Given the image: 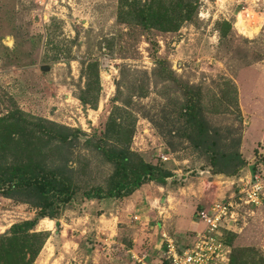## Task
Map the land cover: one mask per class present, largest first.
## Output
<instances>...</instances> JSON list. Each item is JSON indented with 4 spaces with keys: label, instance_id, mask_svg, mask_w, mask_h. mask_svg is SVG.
<instances>
[{
    "label": "rangeland",
    "instance_id": "1",
    "mask_svg": "<svg viewBox=\"0 0 264 264\" xmlns=\"http://www.w3.org/2000/svg\"><path fill=\"white\" fill-rule=\"evenodd\" d=\"M119 6V0H0V120L20 110L30 122L48 120L93 135L102 130L111 112L121 66L127 64L150 73L155 67L156 50L181 78L203 88L212 124L241 138L246 171L252 167L253 174H264L260 156H264V0H198L195 17L171 33L144 31L124 23L127 19L120 22ZM245 11L252 15L250 22H255L252 36L238 27L240 14ZM219 22L231 23V33L224 41ZM98 75L100 90L93 97L98 104L95 108L85 105L80 97L88 82L96 81ZM223 78L237 87L239 110L231 107L221 111L218 106L214 96L220 95L217 84L224 83ZM159 91L160 87L152 86L141 104L160 109L165 101ZM135 115L132 149L173 172L175 177L166 186H170L174 198L185 202L184 217L195 218L193 229H202L196 217L198 208L227 199L236 186L221 196L225 184L218 177L225 175H213L205 158L185 141L172 152L153 124L137 110ZM75 155L80 160L74 167L80 171L82 192L59 219H39L38 211L31 206L0 195V236L9 235L15 224L38 218L35 231L49 234L46 242L45 235L40 239L42 251L32 264H142L129 252L135 238L142 242L139 257L153 248L156 258L152 255L145 263L160 259L158 253L165 247L161 232H154L157 222H166L158 215H149L144 229L140 231L139 225L134 236L129 218L119 221L112 217L122 207L115 199H108L113 202L103 207L83 196L93 187L106 185L111 165L84 147L76 148ZM86 159L88 169L83 166ZM244 169L239 174L247 177ZM155 185L143 191L145 199L157 194ZM199 195L206 201H198ZM252 209L244 215L243 231L230 240L234 238L233 246L244 250L241 257L245 264H264V200ZM173 230L166 234L173 237ZM192 230L174 237L182 245L189 244ZM153 237L158 240L152 244Z\"/></svg>",
    "mask_w": 264,
    "mask_h": 264
},
{
    "label": "trees",
    "instance_id": "2",
    "mask_svg": "<svg viewBox=\"0 0 264 264\" xmlns=\"http://www.w3.org/2000/svg\"><path fill=\"white\" fill-rule=\"evenodd\" d=\"M119 1L120 22L127 19L124 23L144 31L171 33L178 32L184 23L195 17L198 0ZM217 26L224 41L231 33V23L219 22ZM153 55L155 67L150 73L132 69L127 64L121 66L120 78L115 81L117 96L112 99L111 112L102 130L93 135L48 120L30 122L20 110L2 118L0 195L31 206L38 211L39 219H59L63 210L82 192L78 181L80 171L74 167L80 162L75 149L81 147L101 156L112 167L106 185L83 193L86 200H124L147 184L166 186L168 180L175 177L173 172L145 160L132 149L137 125L135 110L153 124L172 152L177 151L178 143L187 142L205 158L213 175L233 177L246 168L248 164L240 150L241 138L232 137L231 130L224 132L212 124L203 88L181 78L169 60L158 57L156 50ZM98 79L99 75L96 81H89L80 97L85 105L91 104L95 108L98 104L97 99L93 102V97L100 90ZM223 82L217 84L220 95L214 96L218 106L221 111L231 107L239 110L237 87L227 78H223ZM152 86L161 88L159 92L165 101L157 110L140 102L148 96ZM260 156L263 161L264 156ZM85 161L83 166L88 169L89 160ZM198 209L201 211L204 207ZM38 218L15 224L9 235L0 236V264H32L40 255L43 247L40 239L43 240L45 235L46 242L49 233L35 231ZM56 226L60 227V224ZM234 236L236 234L232 233L229 236V244L233 247L231 264H245L241 257L244 250L233 246L234 238L230 240Z\"/></svg>",
    "mask_w": 264,
    "mask_h": 264
},
{
    "label": "built area",
    "instance_id": "3",
    "mask_svg": "<svg viewBox=\"0 0 264 264\" xmlns=\"http://www.w3.org/2000/svg\"><path fill=\"white\" fill-rule=\"evenodd\" d=\"M162 158L168 160L166 156ZM235 186V192L227 199L213 202L197 212V220L203 227L192 232L189 244L182 245L163 234L166 250L162 264H231L233 247L229 236L241 233L246 225L245 213L263 204L264 174L241 177Z\"/></svg>",
    "mask_w": 264,
    "mask_h": 264
},
{
    "label": "crops",
    "instance_id": "4",
    "mask_svg": "<svg viewBox=\"0 0 264 264\" xmlns=\"http://www.w3.org/2000/svg\"><path fill=\"white\" fill-rule=\"evenodd\" d=\"M247 170L248 171H246V168L244 169V171H245L244 175H246L247 177H251L252 176L251 174H253L252 167L250 169L247 168ZM241 177H243V175L241 176L240 174H238L237 176H233V177L219 176L218 178H221L223 180L220 183L222 185L225 184V190L221 193V196H222V194L224 195V193L226 194V192H230L232 190V185L235 186V184H237L238 180ZM154 184L155 183H151L150 185L147 184L141 190L137 191L133 196H131L129 198H126L124 200H115V202H118L120 204L119 206H122V207H118V209L116 210V213H114L113 215L110 214V216L111 215H112V217L116 216L115 218H118L119 221L129 218L130 222H129L128 226L130 227L131 230L133 229L132 234L135 236V234L137 233V230L135 231L134 229L137 228L139 230V228H140L139 225H140L142 228V229H140V231H141L144 229L143 227L146 226L147 221L145 218H149L150 217L149 215H151V217H153L154 215H156V216L158 215L159 220H162L166 223H165V225H163L160 223V221L157 222L154 234L157 235L158 233L161 232L162 237H160V239H161L160 241H161L162 245L164 247H166L165 240L163 238V234H166L167 232H169V230L172 229V227L176 230V231L173 230L174 231L173 233H175L174 235H177L178 233L184 232L186 230L187 231L192 230L193 225H194L193 220L195 218L188 219V217H184L186 209H183V206H184L185 202H183V200H180L181 198H179L178 196L176 198H174V195L171 192L170 186H168V187L164 186L163 187V186L155 185L156 190H157L156 191L157 194L154 196H151V197L149 196L148 199L147 198L145 199L146 195L144 194L143 191L147 187L152 190V186ZM209 185L212 186L213 182L209 183ZM218 189H222V186L219 187ZM232 194H233V192H232ZM206 196L207 195H205V197ZM197 197L199 198L198 201H201V202L206 201L205 199H207V198H202V197H204L203 195H199ZM186 201H188L187 198H186ZM216 201H218V199L215 200L214 202H216ZM111 202H113V201L105 200V201L96 202V203L97 204L100 203L103 207H105L106 204H109ZM133 215H135V220L131 219L134 217ZM136 218L138 219V221H136ZM172 219H173V221H170ZM133 224H135V225H133ZM165 226L168 227L169 230L168 229L166 230ZM195 228L192 231H194ZM46 231H48V230H46ZM52 231H49V232H52ZM166 235H168V234H166ZM152 240H153V242H152V244H153L158 239H156V238L154 239V237H153ZM133 241H134L133 249L130 248L129 252L133 253L134 257L136 256L138 258V260L140 262H142V264H147V263H145L147 261L146 259H148V257H152V255H153V257L156 258V256L154 255L153 248H151V250L146 252V254H142V256L139 257L137 255V253L140 252V249H141V247L139 246L142 243L141 239L135 238ZM150 251H151V254H149ZM157 253H158V251H157ZM159 254H160V259L157 258L156 261L152 260L151 264H154V263L162 264L163 263L164 251H163V253H162V251H161V253L159 252L158 255ZM153 261H154V263H153ZM148 263H149V261H148Z\"/></svg>",
    "mask_w": 264,
    "mask_h": 264
},
{
    "label": "bare ground",
    "instance_id": "5",
    "mask_svg": "<svg viewBox=\"0 0 264 264\" xmlns=\"http://www.w3.org/2000/svg\"><path fill=\"white\" fill-rule=\"evenodd\" d=\"M250 9V8H249ZM248 10V9H246ZM251 11V10H249ZM254 14V13H252ZM252 17V15L248 12V11H245V12H242L240 14V17H239V21H238V27L240 29V31L245 34V35H249V36H252L254 35V32H255V28H254V25H253V22L251 23L250 22V18ZM255 17V15H254ZM253 17V19H254ZM255 23V22H254Z\"/></svg>",
    "mask_w": 264,
    "mask_h": 264
},
{
    "label": "water",
    "instance_id": "6",
    "mask_svg": "<svg viewBox=\"0 0 264 264\" xmlns=\"http://www.w3.org/2000/svg\"><path fill=\"white\" fill-rule=\"evenodd\" d=\"M43 70L45 71V70H49V68H47V67H43Z\"/></svg>",
    "mask_w": 264,
    "mask_h": 264
}]
</instances>
